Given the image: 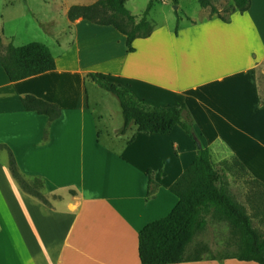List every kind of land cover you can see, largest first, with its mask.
<instances>
[{
	"label": "crops",
	"instance_id": "obj_1",
	"mask_svg": "<svg viewBox=\"0 0 264 264\" xmlns=\"http://www.w3.org/2000/svg\"><path fill=\"white\" fill-rule=\"evenodd\" d=\"M96 1L3 0V46L32 42L16 44L13 23L28 15L26 8L38 16L37 6L48 7L50 29L37 20L56 68L11 81L0 63V264H142L140 230L178 202L170 186L194 160L195 140L179 126L160 134L132 125L118 135L122 123L90 95L99 91L90 73L157 106L186 104L230 189L246 180L264 183V0H251L229 21L183 14L177 32V18L153 22L151 35L137 37L132 52L114 26L70 20V7ZM25 95L56 104L60 117L27 110ZM6 146L48 203L20 187ZM213 246L222 259L175 264H259L234 257L235 238L219 236Z\"/></svg>",
	"mask_w": 264,
	"mask_h": 264
},
{
	"label": "trees",
	"instance_id": "obj_2",
	"mask_svg": "<svg viewBox=\"0 0 264 264\" xmlns=\"http://www.w3.org/2000/svg\"><path fill=\"white\" fill-rule=\"evenodd\" d=\"M150 0L140 21L125 6V0H98L90 5L70 7L68 16L75 21L79 18L100 25H112L126 35L129 52L137 37H148L154 24L148 19L155 2ZM203 8H210V15L216 14L223 21L229 17L222 15L213 4V0H198ZM178 3V0H174ZM251 0H233V7L226 12L241 13L248 10ZM177 13V11H175ZM180 15L177 13L176 32ZM0 35V43H1ZM0 63L11 81H18L56 68L55 58L43 42L32 41L15 46L10 42L4 48L0 45ZM88 77L104 90L115 95L119 101L123 124L116 130L123 135L136 125L138 131L167 134L176 126L181 127L197 143V152L192 163L173 182L170 190L178 197L177 204L164 217L146 224L139 232V258L142 264H175L184 261H196L199 256L187 255V248L197 232L207 224V214H213L227 220L236 236L239 260L255 261L264 264V233L254 225L255 220L245 204L237 201L231 194V182L220 169H215L210 161L209 149L195 130L194 119L186 104L174 107H161L136 96L129 88L116 84L104 76L90 73ZM264 100V99H263ZM24 107L29 111L45 114L49 119L60 117L61 109L56 104L33 95L22 98ZM4 147L0 145V148ZM9 151L10 169L20 187L27 193L48 203L47 199L32 187L19 173L14 154ZM258 187L247 199L256 208L255 217H264V183L259 180H246ZM215 259L223 258L222 256Z\"/></svg>",
	"mask_w": 264,
	"mask_h": 264
},
{
	"label": "rangeland",
	"instance_id": "obj_3",
	"mask_svg": "<svg viewBox=\"0 0 264 264\" xmlns=\"http://www.w3.org/2000/svg\"><path fill=\"white\" fill-rule=\"evenodd\" d=\"M127 1H128L127 6L131 10L132 14H134L136 18L139 19L143 15V12L146 9L150 0H127ZM213 4L221 11L222 15H225L227 17L231 15L226 11L233 7V0H213ZM37 7L38 8L36 9V11L38 16L31 14L28 8H26V12L28 15L21 17L17 21V23H13V25H15L13 27L14 28L17 27V35H19L16 39L17 40L15 42L16 44L26 43L28 41H34V40L40 42L48 41L46 40V36H44L43 27L38 21L39 19H41V21L43 20L45 22L43 26L50 29V27L48 26L50 25V23H46L47 22L46 18L48 17L46 11L48 7L45 5H43L42 7L39 6ZM2 8H3V0H0V11ZM175 11H177V13L180 16H183V14H187V15H192L194 17H203L205 14L207 15L210 14V8H207L205 11V9L200 5L198 0H178V3H175L174 0H158L155 2L148 16V19L154 22L155 24H160L164 21L171 22L177 18V13ZM3 25L5 28V33H8V31H10L9 30L10 24H8V21L5 20L3 22ZM0 45L2 48L5 47L3 46L2 41ZM260 78H261L260 79L261 88L264 94V70L260 72ZM96 86L99 90L97 93H95L93 90L90 91V95L93 101L99 99L105 111L109 109L111 112H113L112 121L115 123L116 121L118 122L119 120L123 124L121 107L117 97L112 93L104 90L100 86L98 85ZM257 187L258 186L254 183L236 182L233 184L232 189L230 190L232 196L237 201L246 205L248 212L251 213L252 216L254 217L255 220L254 225L260 232L264 233V217L254 216V214H256L255 211L257 209L253 208L252 204H250L247 199L248 195L252 194L257 189ZM206 218H207L206 226L197 232L194 241H192L188 246L187 255L189 256L192 257L199 256L201 258L202 257L210 258L214 256L215 249L213 243H215V239H217L219 236L221 239L225 241H227L228 238L231 237L235 238V242H236L235 233L233 232L232 227L227 220L219 216H215L213 214H207Z\"/></svg>",
	"mask_w": 264,
	"mask_h": 264
}]
</instances>
